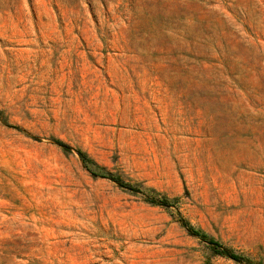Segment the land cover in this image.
I'll use <instances>...</instances> for the list:
<instances>
[{
	"label": "rangeland",
	"instance_id": "rangeland-1",
	"mask_svg": "<svg viewBox=\"0 0 264 264\" xmlns=\"http://www.w3.org/2000/svg\"><path fill=\"white\" fill-rule=\"evenodd\" d=\"M0 113V264L264 262V0H0Z\"/></svg>",
	"mask_w": 264,
	"mask_h": 264
},
{
	"label": "trees",
	"instance_id": "trees-1",
	"mask_svg": "<svg viewBox=\"0 0 264 264\" xmlns=\"http://www.w3.org/2000/svg\"><path fill=\"white\" fill-rule=\"evenodd\" d=\"M1 114V113H0ZM9 127L15 128L17 130H22L19 126L4 122ZM37 139V137L32 136ZM52 142L60 147L65 153H76L83 165V167L95 178H106L114 183H116L120 188L128 191L135 195H140L143 200L152 206H161L166 209H171L172 207H177L179 204V197L167 196L153 187L146 186L143 182H131L126 180L121 174L110 170L108 167L100 164L96 161L87 151L81 148H75L70 144L64 142L59 138L53 137ZM178 221L180 224L193 236L199 238L201 241L205 242L213 255L221 256L227 259H231L237 263L243 264H264L262 261H254L247 255L239 253L234 249L226 246L220 240L211 236L208 232L204 231L189 222L187 219L178 216Z\"/></svg>",
	"mask_w": 264,
	"mask_h": 264
}]
</instances>
